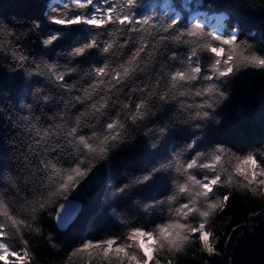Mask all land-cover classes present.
<instances>
[{
  "label": "snow or ice",
  "instance_id": "1",
  "mask_svg": "<svg viewBox=\"0 0 264 264\" xmlns=\"http://www.w3.org/2000/svg\"><path fill=\"white\" fill-rule=\"evenodd\" d=\"M0 41V261L33 264V236H64L59 264H161L194 243L235 264L264 221L223 243L212 229L238 194L264 197L249 0H44L41 17L0 12Z\"/></svg>",
  "mask_w": 264,
  "mask_h": 264
},
{
  "label": "trees",
  "instance_id": "2",
  "mask_svg": "<svg viewBox=\"0 0 264 264\" xmlns=\"http://www.w3.org/2000/svg\"><path fill=\"white\" fill-rule=\"evenodd\" d=\"M253 8L256 10L258 18H264V0H249ZM44 8V0H0V12L7 15H16L17 13L25 14L29 18L41 17ZM56 28L63 30L60 26L52 25L46 20L44 21V29ZM74 32H79L81 36L86 35V32L81 26H74ZM4 41H0L3 43ZM67 44V40H61L59 47H63ZM29 47L39 49V42L35 44L29 43ZM96 63L100 62L99 55L93 57ZM257 90L264 88V78L258 80L256 85ZM227 139V138H226ZM129 157L125 154H120L117 157V164L121 161H127ZM87 210V206H85ZM264 210V197L253 196L250 193H240L232 201L229 209L224 215L215 217L212 221V229L216 233V237L223 243V238L220 237L222 231L231 232L232 226L237 224H248L252 215L260 213ZM108 226L107 214L98 219L96 223L97 231L89 233L90 235H98ZM57 246L55 248L50 247L44 239L38 236L31 238L32 247L35 249L37 255L33 260V264H59L60 261L67 260L68 238L64 236L57 237ZM223 253V252H222ZM171 260L172 264H205L206 259L201 253V249L198 243H194L184 252L177 254L176 256H169L167 253L162 254L161 264H168ZM0 264L4 262L0 261ZM68 264H84V260L81 257H74L68 261ZM95 264V262H94Z\"/></svg>",
  "mask_w": 264,
  "mask_h": 264
},
{
  "label": "water",
  "instance_id": "3",
  "mask_svg": "<svg viewBox=\"0 0 264 264\" xmlns=\"http://www.w3.org/2000/svg\"><path fill=\"white\" fill-rule=\"evenodd\" d=\"M264 212V210L262 211ZM261 213V212H260ZM261 220L259 216L252 215L248 224H242L245 227L251 226L252 219ZM264 221H261L256 229V234L242 242L241 248L237 250L230 259L235 264H264ZM224 259V256L215 257L217 264ZM208 264V263H207ZM227 264V262H225Z\"/></svg>",
  "mask_w": 264,
  "mask_h": 264
},
{
  "label": "rangeland",
  "instance_id": "4",
  "mask_svg": "<svg viewBox=\"0 0 264 264\" xmlns=\"http://www.w3.org/2000/svg\"><path fill=\"white\" fill-rule=\"evenodd\" d=\"M221 256L223 257L224 256V253H221ZM207 263H208V261L206 260L205 264H207Z\"/></svg>",
  "mask_w": 264,
  "mask_h": 264
}]
</instances>
